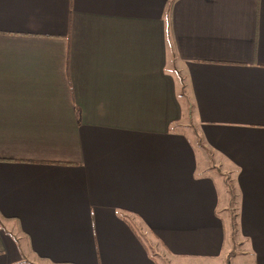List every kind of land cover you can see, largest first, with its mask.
Instances as JSON below:
<instances>
[{
  "label": "crops",
  "instance_id": "1",
  "mask_svg": "<svg viewBox=\"0 0 264 264\" xmlns=\"http://www.w3.org/2000/svg\"><path fill=\"white\" fill-rule=\"evenodd\" d=\"M219 258L264 264V0H0V264Z\"/></svg>",
  "mask_w": 264,
  "mask_h": 264
},
{
  "label": "rangeland",
  "instance_id": "2",
  "mask_svg": "<svg viewBox=\"0 0 264 264\" xmlns=\"http://www.w3.org/2000/svg\"><path fill=\"white\" fill-rule=\"evenodd\" d=\"M102 135V134H101ZM100 139H102V137H100ZM210 161H212V158L210 159ZM233 170H229V169H225L224 167H220L219 169V174H221V176L223 177V180H224V183H225V186H227V197L229 198V203H228V207L230 208V210H232V216H233V219H231V222L232 224H227V229H226V234L228 236V239H227V242H229V244L233 243V241L231 242V237H230V234H228V228H230L231 226V233L233 234V236L235 235L237 240L241 239L242 236L241 234H239V231L236 230V228H234L236 225V222H235V219H236V214L235 212L237 211V198H236V193L235 191H237V186H235V177H236V170L232 167ZM225 171V172H224ZM215 175H217L218 177V172L215 171L214 172ZM221 177V178H222ZM235 201V202H234ZM235 217V218H234ZM235 225V226H233ZM232 249H234L235 251V246L232 244ZM231 252V251H230ZM159 261L162 262V264H164V261L162 259H160ZM213 262V261H212ZM216 264H228V259L226 258L225 259H222V258H219V260H217L215 262Z\"/></svg>",
  "mask_w": 264,
  "mask_h": 264
},
{
  "label": "trees",
  "instance_id": "3",
  "mask_svg": "<svg viewBox=\"0 0 264 264\" xmlns=\"http://www.w3.org/2000/svg\"><path fill=\"white\" fill-rule=\"evenodd\" d=\"M58 264V263H57Z\"/></svg>",
  "mask_w": 264,
  "mask_h": 264
}]
</instances>
